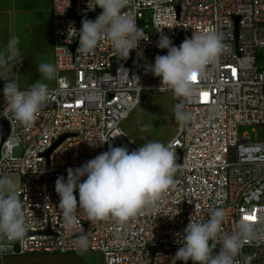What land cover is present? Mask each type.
Masks as SVG:
<instances>
[{"label":"built area","instance_id":"built-area-1","mask_svg":"<svg viewBox=\"0 0 264 264\" xmlns=\"http://www.w3.org/2000/svg\"><path fill=\"white\" fill-rule=\"evenodd\" d=\"M99 9L91 10L89 0H52L57 75L31 127L6 110L0 89V123L10 125L4 142L0 130V176L20 177L18 195L29 224L23 243L0 234V256L93 252L103 264H184L175 254L191 218L203 223L210 212L223 210L228 234L238 231L243 217H255L250 221L255 238L244 245L237 262L264 264V135L251 143L238 132L240 126H255L264 133V58L258 54H264V0H129L122 12L135 19L149 40L140 42L142 57L132 52V67L116 69L113 62L123 58L110 41L90 54L78 50L82 20H95ZM161 32L175 46L208 32L219 34L226 45L219 62L193 82L191 101L179 98L191 118L179 122L166 145L177 157L178 151L182 154L174 183L162 194L157 212L123 223L112 217L91 221L77 206L75 222L66 226L57 178L67 179L69 168L83 166L110 145L129 151L141 147L121 123L142 102L143 93L172 92L160 90V78L147 71L157 56L152 53L167 54L156 46ZM102 140L109 142L89 144ZM220 247L217 243V253Z\"/></svg>","mask_w":264,"mask_h":264},{"label":"clouds","instance_id":"clouds-1","mask_svg":"<svg viewBox=\"0 0 264 264\" xmlns=\"http://www.w3.org/2000/svg\"><path fill=\"white\" fill-rule=\"evenodd\" d=\"M129 0H89V7L95 11L102 9L95 20L84 18L79 30L78 50L85 54L94 52L104 41L111 42L112 48L123 60L130 58L137 50L142 57L140 42L148 41L135 19L125 15L122 9ZM69 29V36L72 34ZM18 37H12L7 45L8 55L0 52V68L7 70L12 61L22 62L17 47ZM167 49L166 55H157L154 64L147 71L160 78V90L167 88L176 98L190 102L195 94L194 81L203 76L209 66L219 62L226 45L223 38L215 33L193 34L175 46L171 38L160 33L156 45ZM38 72L46 80L57 75L56 66L41 63ZM6 110H11L15 120L24 127H31L49 98L48 85L37 80L29 90H21L15 80H6L3 88ZM184 104L175 105V118L187 121L191 114L184 111ZM89 141L90 146L108 143ZM177 155L160 141H149L136 150L126 146H109V150L97 155L76 169L67 170L57 178L55 191L60 197L61 209L66 226L75 222L77 206L91 221L112 217L123 223L147 211L157 212L158 201L174 183V175L180 168ZM86 179L81 182L82 178ZM18 184L10 178H0V234L10 242L23 243L29 228L24 204L18 195ZM79 192L77 199L76 192ZM225 214L223 210L209 213L206 222H194L191 218L184 229L183 243L175 257L184 264H238L246 243L255 238L254 225L244 217L238 223V231L228 234L223 230ZM221 245L217 253L216 244ZM246 261L250 258H245Z\"/></svg>","mask_w":264,"mask_h":264},{"label":"rangeland","instance_id":"rangeland-1","mask_svg":"<svg viewBox=\"0 0 264 264\" xmlns=\"http://www.w3.org/2000/svg\"><path fill=\"white\" fill-rule=\"evenodd\" d=\"M39 1L40 4L47 2V0ZM49 5L52 10V0ZM12 37L19 38L17 47L22 62L12 61L6 71L0 68V89L4 88L6 80L17 81L19 87H31L37 80L48 85L49 80L35 77L36 66L27 58L36 51L44 52L45 50L46 52L47 48H50L53 53L54 35L51 12L47 14L45 10H39L36 16L29 17H23L17 12L12 20L9 18L6 28H0V52L5 56L8 55L7 45ZM258 54L259 59L262 60L263 51L259 50ZM54 81L50 88L54 86ZM178 103L179 98H176L172 92H153L130 113L129 117L121 123L120 128L140 146L149 141H160L167 145L176 135L179 126V121L175 118V105ZM238 132L239 137H248L251 143L263 140L262 128L240 126ZM101 259L103 264L102 256Z\"/></svg>","mask_w":264,"mask_h":264},{"label":"crops","instance_id":"crops-1","mask_svg":"<svg viewBox=\"0 0 264 264\" xmlns=\"http://www.w3.org/2000/svg\"><path fill=\"white\" fill-rule=\"evenodd\" d=\"M44 3V2H43ZM40 4L39 0H0V28H6L9 18H13V15L17 12L21 16H36L37 11L45 10L47 14H50V0H47L45 4ZM52 15V12H51ZM27 60L30 63H34L36 68L34 75L36 78L42 77L38 72V66L41 63H51L54 65V56L51 53L50 48L46 49V52L36 51L33 52ZM43 78V77H42ZM55 79V78H54ZM53 80L48 84L49 89L53 84ZM55 82V81H54ZM21 90H29L30 87H22ZM13 179L18 186H20V177L16 174H8L0 176V178ZM19 189V188H18ZM0 264H102L101 256L98 253L85 252V253H67V254H28L23 256H0Z\"/></svg>","mask_w":264,"mask_h":264},{"label":"water","instance_id":"water-1","mask_svg":"<svg viewBox=\"0 0 264 264\" xmlns=\"http://www.w3.org/2000/svg\"><path fill=\"white\" fill-rule=\"evenodd\" d=\"M99 11L100 12H102V9H99ZM70 16H73V13L71 12L70 13ZM76 46H77V43L75 44V45H73L72 46V51L74 52V50H75V48H76ZM161 54H163V52H159V53H152V55H161ZM132 65H133V54L131 53V55H130V58L129 59H127V60H120V61H115V62H113V68L114 69H116V68H123V67H132ZM149 95V93H143L142 95H141V101H144L146 98H147V96ZM0 130H1V132H2V135H3V139H2V142H4L6 139H7V137L9 136V133H10V125H9V123L6 121V120H4V121H2L1 123H0ZM67 136H64V137H62L52 148H51V150L47 153V156H49L50 155V153L54 150V149H56L61 143H62V141L66 138ZM181 156H182V154H181V152L180 151H178V159H177V162H180L181 161ZM83 234V233H82ZM81 234V235H82Z\"/></svg>","mask_w":264,"mask_h":264},{"label":"snow or ice","instance_id":"snow-or-ice-1","mask_svg":"<svg viewBox=\"0 0 264 264\" xmlns=\"http://www.w3.org/2000/svg\"><path fill=\"white\" fill-rule=\"evenodd\" d=\"M205 96H207V94H204ZM245 219H248L249 221H254L255 217L254 216H245Z\"/></svg>","mask_w":264,"mask_h":264}]
</instances>
